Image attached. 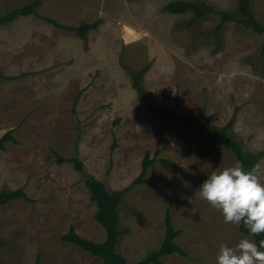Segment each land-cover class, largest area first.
<instances>
[{"label": "rangeland", "instance_id": "1", "mask_svg": "<svg viewBox=\"0 0 264 264\" xmlns=\"http://www.w3.org/2000/svg\"><path fill=\"white\" fill-rule=\"evenodd\" d=\"M28 1L0 0V12ZM170 1L42 0V18L0 25V135L13 130L16 139L0 151V191L23 189L30 198L0 208V264H101L61 240L71 225L94 242L106 238L84 178L122 190L139 176L145 152L152 157L156 149L149 184L135 185L118 207L117 250L127 264L160 246L167 211L186 256L174 253L161 264H217L221 244L253 240L195 194L213 170L238 159L199 123L153 117L129 70H145L142 86L161 107L218 126L234 116L231 134L256 154L264 150V33L237 22L216 30L218 12L237 13L238 0H191L210 12L192 26L191 12L163 11ZM252 10L264 26V0H252ZM45 18L98 25L82 40ZM57 155L78 159L83 172ZM258 163L264 183V158Z\"/></svg>", "mask_w": 264, "mask_h": 264}, {"label": "trees", "instance_id": "2", "mask_svg": "<svg viewBox=\"0 0 264 264\" xmlns=\"http://www.w3.org/2000/svg\"><path fill=\"white\" fill-rule=\"evenodd\" d=\"M41 3L42 0H29L21 7L14 8L7 12H0V25H9L21 16L40 17L38 14V8ZM163 11L173 15H181L191 12L192 17L186 22L187 26L196 24L210 13L204 9L201 4L191 0H172L163 7ZM218 15L220 16V21L216 27L217 31L221 30L224 24L228 22H237L257 35H262L264 33V26L259 24L254 18L252 0H238L237 13L219 11ZM45 21L53 23L56 27L63 28L66 31L73 32L82 40H85L86 33L88 31L95 29L98 25V22H83L78 27H66L60 25L54 20H51L50 18H45ZM144 72L145 70L139 72L129 70L133 88L136 90L138 97L146 102V108L151 112L153 117L159 118L167 123L180 122L186 126L193 123H199L206 130L208 136L216 139H223L226 149L234 154L235 157L243 163L245 170H250L253 165L257 164L264 158V150L256 154H249L243 149L241 143L231 134L234 116L223 126H218L207 122L204 116L198 118L195 116L184 115L181 114L176 107L164 108L152 103L148 99V95L141 83ZM0 77L4 78L5 76L0 74ZM235 113L236 111L234 114ZM8 143H16L13 130L6 131L0 135V151H5ZM115 146L116 142L114 140L111 146V151L114 150ZM158 153L159 152L156 149L154 155L150 157V153L145 152L144 158L141 162V171L139 176L134 179L129 186L119 191L109 192L103 182L95 179L94 177L85 176L84 185L90 193V200L95 203L97 208L94 218L105 230L106 238L103 242H94L80 236L76 232L74 225H71L69 230L61 236V240L75 245L90 255L99 258L101 260V264H127L126 259L117 250L119 239L123 233L119 227L118 207L123 202L126 193L135 185L141 183L149 184L144 177L148 167L156 161ZM56 160L58 163L72 162L78 172H83V165L76 158L64 159L58 156ZM160 161L165 166L169 165L166 160L160 159ZM18 199L30 201V198H28L23 189L1 190L0 208L1 206ZM164 223L165 232L160 246L135 264H161L162 258L174 253L186 256V252L175 243L176 238L180 234V230L174 229L172 219L168 211L165 213ZM238 229L241 233L249 236V232L244 227L242 222L238 225ZM252 238L254 242L258 244L259 240L264 239V233ZM261 250L264 251V249Z\"/></svg>", "mask_w": 264, "mask_h": 264}, {"label": "clouds", "instance_id": "3", "mask_svg": "<svg viewBox=\"0 0 264 264\" xmlns=\"http://www.w3.org/2000/svg\"><path fill=\"white\" fill-rule=\"evenodd\" d=\"M210 206L222 212L225 223L240 225L249 237L264 233V183L261 164L245 170L241 161L223 170H213L195 193ZM264 239L257 244L242 238L234 246L221 244L217 264H264Z\"/></svg>", "mask_w": 264, "mask_h": 264}]
</instances>
